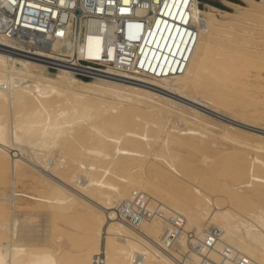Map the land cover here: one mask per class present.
I'll list each match as a JSON object with an SVG mask.
<instances>
[{"label": "bare ground", "instance_id": "bare-ground-1", "mask_svg": "<svg viewBox=\"0 0 264 264\" xmlns=\"http://www.w3.org/2000/svg\"><path fill=\"white\" fill-rule=\"evenodd\" d=\"M213 10L218 9L213 7ZM192 12L198 33L189 39L190 49L182 55L181 63L186 58L183 70L158 77L110 66L107 72L113 76L96 73L90 78L77 75L65 65L59 66L57 72L50 70L51 61L65 60L56 52L74 55V60L85 55L100 58L101 37L91 32L86 34V52L79 54L71 39L54 38L50 50H42L29 49L6 36L0 37V182L14 186L9 204L0 206L1 214L11 211L9 219L0 221V264H61L64 261L54 246L28 242V231L21 228L20 222V217L26 216L23 212L21 216L17 213L20 205H16V196L20 194L15 185L23 180H30L45 190L39 194L23 190L21 195L26 200L30 198L39 206L47 205L59 215L78 204L91 209L90 231L95 237L82 241L68 236L72 246L85 244L92 248L88 255L75 258V264H204V256L190 245L199 241L203 242L202 250L208 255L209 264H229L222 258L221 250L225 246L233 254L246 256V264H264L263 132L226 121H221L222 127L217 131L210 127L216 119L177 98L194 99L216 109L219 105L232 108L238 103L228 101L225 105L220 97L226 89H236L243 107L250 103L264 105L263 98L248 95L249 83L244 80L247 68L254 66L255 61L244 50L230 48L225 43L216 46L214 32L223 30L224 24L213 13L203 11L198 0L193 1ZM91 25L97 26V23L91 22ZM108 55L114 59L113 47H108ZM204 83L209 92L218 95L203 96L200 87ZM194 91H200L201 95L193 94ZM205 98L212 101L207 102ZM232 118L264 127L243 115L234 114ZM171 121L172 127L168 126ZM180 123L187 127L181 128ZM161 134H164L163 153L158 152L156 156H163L170 167L183 173L180 180L169 169L161 167L133 172L134 168H144L146 160L142 156L151 145L150 139L159 140ZM208 145L233 147L234 152L218 156L214 165L228 168L233 164L229 174L234 180L249 173L247 194H239L227 182L218 186L219 181L213 177L218 170L211 172L213 169L209 171L207 167L193 170L174 152L181 147L196 150L213 147ZM29 146L35 149L34 154L27 153ZM240 146L256 151L251 159L253 169L251 164L248 169L247 153ZM48 170L52 173L48 174ZM193 179L200 180L201 186L224 189L229 204L222 206L221 199L210 197L203 187L197 186V193L186 183ZM71 184L82 192L73 189ZM176 228L179 234L174 240L170 236ZM41 230L43 236L45 231ZM5 238L10 242H2ZM63 239L59 234L51 242L60 246ZM212 240L215 245L209 247L207 242Z\"/></svg>", "mask_w": 264, "mask_h": 264}, {"label": "built area", "instance_id": "built-area-1", "mask_svg": "<svg viewBox=\"0 0 264 264\" xmlns=\"http://www.w3.org/2000/svg\"><path fill=\"white\" fill-rule=\"evenodd\" d=\"M193 1L0 0V37L6 36L29 49L42 50H50L54 38L71 39L79 54L86 52L84 42L86 34L91 32L101 37L100 58L85 55L74 60V55L56 52L65 60L51 61L49 68L65 65L77 75L90 78L96 73L113 76L107 72L110 66L158 77L183 70L186 58L181 63L182 55L190 49L189 39L198 33L193 22ZM108 47L114 48V59L108 55ZM178 234L179 228H176L171 239L175 240ZM207 243L209 247L215 245L214 240ZM190 245L204 256V264L210 263L202 250L203 242ZM221 253L223 262L229 264L248 261L246 256L233 254L226 246Z\"/></svg>", "mask_w": 264, "mask_h": 264}, {"label": "rangeland", "instance_id": "rangeland-1", "mask_svg": "<svg viewBox=\"0 0 264 264\" xmlns=\"http://www.w3.org/2000/svg\"><path fill=\"white\" fill-rule=\"evenodd\" d=\"M198 3H199L200 8L203 11H205L206 13H211V14L213 13V15H215L217 18L219 17L221 19V20L219 19V21L222 24H224L223 30H221V31L219 30V32H216V31L214 32V37L216 39V46H219V43L228 44L229 46H231L230 48H238L242 51L244 50L245 53H249V56L252 57V59H254L255 63L252 64L254 66L249 65V67L250 66L251 67L247 68V74L244 77V80L246 81V83H249L247 92H250V93H248V95H252V96L256 95L255 97H261L264 99V90H263L264 89V85H263L264 84V0H198ZM213 7L218 9L216 11L213 10L215 13L212 12ZM206 13H203L202 16H206ZM229 24H231V25H229ZM246 58H248V56H246ZM255 58L258 59L259 61L256 60ZM247 61H250V60L247 59ZM50 70L52 72L58 71L56 69H50ZM250 73H252V74H250ZM257 82H258V84H257ZM206 83L209 86H213L209 82H206ZM252 85H254L256 89H254V86H252ZM200 90H201L202 95L205 97L210 98L211 94L218 95L216 93L209 92L208 89L206 88L205 83L201 85ZM234 90H236V89H234ZM234 90L226 89L225 92L220 97V100L224 101L225 105L228 103V101L230 104L238 103L237 105H235L232 108L219 105V109H216V108H212L211 106L209 107L207 105L200 104L199 102L195 101L194 99H190V98L189 99H184V98L182 99L178 96H177V98L183 100L182 102H186V104H189L192 107H196L199 110H201L202 112L210 115V117H212L211 118L212 120L216 119L217 121L214 120L215 122L211 123L210 127L212 129L219 131L222 127L221 125L223 124V122H221V121H226V122L232 123L234 125H243V126H245V127H243L244 129H247L250 131H256L258 133L263 132V134H264V127L259 128L260 126H252V125H249L248 123H245V122H242L238 119L232 118V116L234 114L243 115V116L247 117L249 120H252L250 118H253L252 121H255V122L260 123L261 125H264V111L262 110L263 109L262 107H264V105L263 104H254L255 106H253V105H250L251 103L250 104L248 103L249 105H246V107H243V105L240 103V102H242V100L237 97V95H238V93L236 92L237 90L236 91H234ZM199 92L200 91H194L193 94L201 95V93H199ZM255 93H258V94H255ZM171 94H174V93H171ZM209 98H205V100L207 102H211L212 99H209ZM235 107H238V108H235ZM258 109H260L259 112H258ZM220 110H222L225 113H223ZM228 112L230 113L229 116H228ZM219 114H221L222 116H220ZM254 117H258V119L254 118ZM262 117H263V120H262ZM172 123H173L172 121L169 122L168 126L172 127L171 126V125H173ZM215 123H218V124H215ZM179 125L181 128L187 127V125H185L183 123L182 124L180 123ZM212 125H214V126H212ZM163 139H164V134L160 135L159 140H158V138H152V140L150 139L151 145H148L147 146L148 148L146 147L147 148L146 152L142 156L146 160L145 164H143L144 168L143 167L142 168L141 167L134 168L133 172L140 171L139 169H141V170L146 169L147 170L148 168L150 169L152 167H161L164 170L169 169V171H170L169 173L175 174L174 177L178 180H180L181 178L184 177L183 173H180L175 168L170 167L166 163L163 156H161V155L156 156V154L158 152H161V145L164 143ZM234 145H238V144H234ZM151 146H153V147H151ZM208 146H213V145H208ZM225 147H227V148H225ZM240 147H242V149H244L247 153V159H248L247 167H248V169H250V167L252 165L251 159H252V156L256 153V151L252 148H249V147L248 148L244 147V146H240ZM56 148L57 147H55V149ZM180 149L182 152L180 151ZM209 149L211 152L209 151ZM209 149H207V150L197 149L196 150L195 148H191V147H181V148H179V151H174V152L179 153L180 156H182V158L184 159V161L193 170H199L202 167L203 168L207 167L206 169H208V170L213 169L211 172L218 170L219 172L218 171L216 172L217 176H214L215 174L214 175L212 174L213 177H216L217 181H219L217 183L218 186L220 184L224 185L227 182V183H229V187L231 186V188H233L239 194H243V195L247 194V192L250 191L249 181L251 178H250L249 173L246 175V177H244L242 179L234 180L231 177V175L229 174L230 170L234 169V167H231L233 164L228 168H225L223 166H220L222 168H218V165H214V162L216 160H218L219 157L227 155L228 153L234 152L233 147L231 148V146L228 147L225 145V146H213ZM224 149H225V151H224ZM28 150H29V152H27L28 154H30V153L34 154V151H35L34 148L29 146V149H27L26 151H28ZM154 150L156 151V153ZM189 150L191 151V153ZM187 151L191 155L188 154ZM203 151H205V152L202 154L201 152H203ZM207 151H209V152H207ZM212 152H214L213 154H215V155H211ZM224 152H226V154H224ZM161 153H163V152H161ZM193 153L200 155L199 158H202V159H199L197 156H195L196 154L193 155ZM28 154H26V155H28ZM26 155H25V158L27 157ZM188 155H190V156L187 157ZM205 155H209V156H205ZM261 155L264 156V154H261ZM191 156L193 159L192 158L189 159ZM185 158H187V159H185ZM212 159H213V161H212ZM199 164H201V166H199ZM212 164L214 167L210 166ZM60 168L65 169L66 167L61 166ZM71 169L73 170L74 167H71ZM206 169H204V170H206ZM251 169H253V165H252ZM201 170H203V169H201ZM50 171L52 173V170H48V174H50ZM53 175H54V173H53ZM9 179H10V177H9ZM19 182H17V185H15L16 191L20 194V195L16 196V197H18V200H17L18 202L16 205H20L19 211L17 210V213L21 216V213L23 212L22 215L26 216L24 218H27V219H24L23 217H20L21 218L20 222H21V228L23 230L28 231V234H29L28 242L29 243H35V244H40V245L41 244H49V245L54 246V251L57 250L56 253L58 254V256L60 258L62 257L61 260H64V261H61V262H63L61 264H75V262H74L75 258L86 256L92 252L91 251L92 248L89 245H85V244L82 245L81 244V245H78L76 247L72 246V242H71L72 240L70 237H68V236H72L73 240H76L75 237H77V238L81 239L82 241L85 240L86 238L88 239V238H94L95 237L94 234H92V232L90 231V227H91L90 225H91V221H92L91 220L92 219L91 209L88 208L89 209L88 210L87 206L85 207L82 204H78V205L74 206V208L72 210H69L68 212L65 211V212H63V214L59 215L54 210L52 211V208H50L49 206H47V205H44V206L40 205L39 206V205H37L38 203H36L35 200H32L28 197H27L28 199L26 200V196L21 195L23 190L26 193L31 191L30 193L36 194L38 192V194H39L40 192L45 191V190H43L42 187L35 185V183H32L30 180H23V182L21 181V183H19ZM30 182L32 183V185ZM186 183L189 185V187H193L197 193H198V190L196 189V187L197 186L203 187L204 192L210 193L209 194V195H211L210 197H212V198L218 197L219 199H221L222 206L226 207L229 204V201L226 198V194L224 192V189L222 190L218 186H216L218 189L216 187H215L216 189L215 188L213 189V187L209 188L208 186L207 187H205L204 185L201 186L200 180H194V179L192 181L186 182ZM9 186H10V182H7L6 184L0 182V206L5 207L6 203L9 204L10 194L12 193V190L14 188L13 184H12V186H10V187ZM71 186L73 187L74 185L71 184ZM74 187H73V189H76V188H77L76 190L80 189L76 186H74ZM79 191L82 192V190H79ZM21 197H22V199H21ZM8 204H6V205H8ZM27 205H29L30 207H33L34 209L37 207L38 208L40 207V208L36 209V210H34V209L32 210V208H31V210H30V208H27L28 207ZM211 205H212V202H211ZM0 209H1V207H0ZM79 209H81V210H79ZM22 210H24V211H22ZM8 211H9L8 213L11 215V213H10L11 211L10 210H8ZM8 213H5V214L0 213V217H1L0 221H5V220H3L5 217H6L5 219H9L10 215ZM6 214L9 216H7ZM33 214H34V216H32ZM28 215H29V217H28ZM26 223H27V225H26ZM132 223L135 225L134 222H131V224ZM46 224L48 225L47 226L48 228L46 227ZM33 225H35V226H33ZM38 225H40V226H38ZM41 225H44L45 227L41 226ZM25 227H26V229H25ZM41 227H43V228H41ZM41 229H44L45 232L47 231L46 233L44 232L43 236H41L43 234V230H41ZM59 234L64 236V239L62 240V242H60V246H59V243H56V242L52 243L55 241L56 237ZM32 235H34V237ZM50 238H52V240ZM53 238H54V241H53ZM67 240H68V242H67ZM2 242L7 244L10 241L5 238V239H2ZM84 242H88V241H84ZM68 243H71V244H68ZM58 246L60 248H58ZM61 246H62V248H61Z\"/></svg>", "mask_w": 264, "mask_h": 264}, {"label": "water", "instance_id": "water-1", "mask_svg": "<svg viewBox=\"0 0 264 264\" xmlns=\"http://www.w3.org/2000/svg\"><path fill=\"white\" fill-rule=\"evenodd\" d=\"M220 116H222L221 114H219Z\"/></svg>", "mask_w": 264, "mask_h": 264}]
</instances>
